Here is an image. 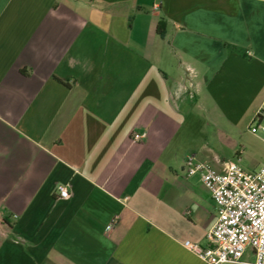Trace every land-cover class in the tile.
Returning a JSON list of instances; mask_svg holds the SVG:
<instances>
[{
    "label": "crops",
    "instance_id": "0c3cea01",
    "mask_svg": "<svg viewBox=\"0 0 264 264\" xmlns=\"http://www.w3.org/2000/svg\"><path fill=\"white\" fill-rule=\"evenodd\" d=\"M263 102L264 0H0V264H205L185 161Z\"/></svg>",
    "mask_w": 264,
    "mask_h": 264
},
{
    "label": "built area",
    "instance_id": "2783aa9c",
    "mask_svg": "<svg viewBox=\"0 0 264 264\" xmlns=\"http://www.w3.org/2000/svg\"><path fill=\"white\" fill-rule=\"evenodd\" d=\"M249 130L254 135L264 132V102ZM132 138L142 142L146 134L135 133ZM185 170L189 177L200 175L217 217L206 234V246L189 240L183 246L205 264H264V163L259 170L248 172L228 160L217 170L191 155ZM56 192L58 199L71 198L69 185L57 186Z\"/></svg>",
    "mask_w": 264,
    "mask_h": 264
},
{
    "label": "rangeland",
    "instance_id": "374dc122",
    "mask_svg": "<svg viewBox=\"0 0 264 264\" xmlns=\"http://www.w3.org/2000/svg\"><path fill=\"white\" fill-rule=\"evenodd\" d=\"M251 121L252 119L241 131V134L233 136L228 142L212 136L204 137L203 143L210 150V155L219 162L234 161L239 167L248 172L259 170L264 163V132H258L254 135L249 130ZM238 151L242 154L239 155Z\"/></svg>",
    "mask_w": 264,
    "mask_h": 264
},
{
    "label": "trees",
    "instance_id": "16d2710c",
    "mask_svg": "<svg viewBox=\"0 0 264 264\" xmlns=\"http://www.w3.org/2000/svg\"><path fill=\"white\" fill-rule=\"evenodd\" d=\"M162 26H164V23L161 21V22L159 23V30H161V33L163 32V28H162Z\"/></svg>",
    "mask_w": 264,
    "mask_h": 264
}]
</instances>
